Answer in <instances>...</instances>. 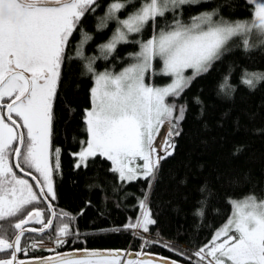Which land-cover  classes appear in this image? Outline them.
Wrapping results in <instances>:
<instances>
[{"label":"snow or ice","instance_id":"6c2138e0","mask_svg":"<svg viewBox=\"0 0 264 264\" xmlns=\"http://www.w3.org/2000/svg\"><path fill=\"white\" fill-rule=\"evenodd\" d=\"M199 2L142 0L134 11L121 19L119 13L131 0H112L97 30L106 28L109 21H115L117 27L109 41L100 45V57L88 58L83 55V45L91 39L87 33H82L74 56H69L67 49L82 18L95 12L97 0H0V221L7 220L18 230L11 240L0 235V254H3L0 264H24L18 261L17 253L27 251L21 247L25 232L43 233L52 229L53 220L57 219V213L52 211L46 221L41 211H33L29 206L49 197L56 199L52 177L60 167V150H53L51 144L53 105L67 59L86 61L84 67L94 77V87L90 90L92 106L84 114L90 138L75 154L79 161L76 168L87 167L89 158L100 156L111 162L110 171L117 173L120 181L132 182L139 178L154 179L160 162L173 154L172 138L180 134L178 125L185 109L181 107L179 114L174 115L176 106L169 103L168 98L179 97L195 76L206 73L234 38L240 39L245 50L251 46L253 34L264 43V0H245L249 19H216L215 10L192 17L188 24L176 18L167 30L154 32L147 41H136L140 51L133 56L135 62L121 72H96L95 60L107 59L118 45L132 42L130 35L142 33L150 22L154 27L157 19L169 12L176 14L182 6ZM156 59L163 64L159 75L172 78L166 86L145 82V75ZM188 69L193 70L190 77L184 75ZM242 83L255 89L264 83V73L245 72ZM223 88L230 90L228 85ZM165 122L171 123L172 131L168 132L164 154L160 155L154 140ZM53 152L56 159L50 164ZM137 160L143 163L137 164ZM26 168L34 169L42 177L41 180L32 176L36 189L17 175L16 170L31 175ZM229 203L231 216L215 232L212 241L195 255L204 264H264V197L247 194ZM139 207L142 216L128 227L147 232L155 220L146 200H141ZM198 215L203 212L198 211ZM61 217L72 219L68 213H61ZM12 218H18L14 224ZM33 222L42 227H25ZM55 231L59 237L71 234L67 222ZM62 243L58 240V244ZM31 246L35 248L37 244ZM89 256L93 258L57 256L44 264H119L118 260L99 258L101 253ZM128 264L153 262L129 260Z\"/></svg>","mask_w":264,"mask_h":264},{"label":"trees","instance_id":"16d2710c","mask_svg":"<svg viewBox=\"0 0 264 264\" xmlns=\"http://www.w3.org/2000/svg\"><path fill=\"white\" fill-rule=\"evenodd\" d=\"M111 2L97 0L95 12L82 18L80 25L84 28L73 34L67 49L69 56H74L71 48L80 44L82 33H87L91 39L83 45V55L97 57L95 47L99 49L109 41L117 27L115 21H109L106 28L97 30ZM141 2L131 0L119 13L120 18H125ZM248 8L245 0H200L184 5L176 14L169 12L158 18L154 27L150 22L142 33L130 35L132 42L118 45L107 59L94 62V68L99 73L114 62H119L117 67L123 66L128 62L127 54L139 50L140 44L136 41L143 42L162 28L167 30L176 18L188 24L192 17L215 10L217 18L246 20L250 18ZM250 45L245 50L240 39L234 38L206 73L195 76L179 97L169 99V103L185 109L178 125L180 134L172 138L173 154L160 162L154 179L139 178L132 182L120 181L118 174L110 171L111 162L100 156L89 158L87 167L76 168L75 154L89 137L84 114L91 108L94 77L86 71V61L67 59L53 105L51 144L53 150H60V167L53 174L56 199H49L57 219L50 234L22 238L21 247L27 251L21 254L39 251L29 247L34 240L58 238L55 229L67 222L71 234L63 237V243L58 246L61 251L129 249L139 252L147 245L146 252L186 264H204L180 246L195 255L212 241L215 232L231 216L230 200L253 193L258 198L264 197V83L255 89L242 83L245 72L264 73V43L255 40ZM155 67H158L157 60ZM167 80L168 76H148L149 83L161 84ZM224 85L230 86V90H222ZM141 200H146L155 223L149 225L147 232L138 228L139 235L135 236V228L128 225L142 216ZM29 208L39 209L43 217L50 215L44 201ZM198 211L203 215H198ZM61 213H68L72 219L61 217ZM16 219L12 218L11 223ZM16 231L9 221H0V235L11 240ZM145 233L172 244L156 239L145 244Z\"/></svg>","mask_w":264,"mask_h":264},{"label":"water","instance_id":"95a60500","mask_svg":"<svg viewBox=\"0 0 264 264\" xmlns=\"http://www.w3.org/2000/svg\"><path fill=\"white\" fill-rule=\"evenodd\" d=\"M17 171L19 173H21L19 170H17ZM21 174L24 175V173H21ZM24 176H26V175H24ZM32 176H34V175L33 174L27 175L26 177H28L32 180ZM35 184H36V182H35ZM45 203L51 212L55 211L53 208V205L49 199L45 200ZM49 205H50V207H49ZM32 224L33 223H29V224L25 225V227L29 228ZM53 224H54V220H53ZM47 230H50V229H47ZM28 233H36L39 235L43 234L39 231H37V232H25V234H28ZM94 252L95 253H101L102 256L99 258H102L105 260L121 261V260L125 259V262H126L125 264H128L129 260L140 261V262H143L145 260H151L153 262V264H172V262H175V264H186V263H183L181 261L175 260L171 257L163 256L160 254H154V253H149V252L139 253V252H133V251L127 252L124 250H114V249H77V250H72V251H67V252L51 255L48 257L33 258V259H20L18 257L19 253H17V259H18V261H23L24 264H44V262L47 261L48 259L55 258L57 256H69L70 255L75 259L93 258V257H90L89 254L94 253Z\"/></svg>","mask_w":264,"mask_h":264},{"label":"rangeland","instance_id":"374dc122","mask_svg":"<svg viewBox=\"0 0 264 264\" xmlns=\"http://www.w3.org/2000/svg\"><path fill=\"white\" fill-rule=\"evenodd\" d=\"M200 15V14H199ZM216 19H218L217 17H215ZM191 23V22H190ZM79 27H83L84 28V26L83 25H81V26H79ZM72 38H73V36H72ZM72 38H71V40H72ZM150 39V38H149ZM70 40V41H71ZM148 40V39H147ZM147 40H145V41H147ZM255 40H259V37L257 36V35H255V34H253L251 37H250V41L251 42H253V41H255ZM108 42V41H107ZM107 42H104V44L105 43H107ZM144 42V41H143ZM69 45H70V42H69ZM79 44H77V46H78ZM71 50H72V54L74 55L75 54V50H76V47L75 48H71ZM140 51V47H139V50L138 51H136V52H133V53H128L127 54V57H128V62L126 63V64H124L123 66H121V67H117V65H118V63L119 62H114L113 64H111V66H110V68H103V70H102V72H99V73H103V72H111V73H113V74H118L119 72H121L125 67H127V66H129L130 64H132V63H134L135 61L133 60V56L136 54V53H138ZM94 52L97 54V57H100V52H99V49L98 48H96L95 47V50H94ZM85 54V53H84ZM99 59H101V58H97L96 60H95V62H97V60H99ZM157 61H158V67L156 68L155 67V60L153 61V66H152V69H150V71H149V73H146V75H145V82L146 83H148V84H150L149 82H148V76H150L151 78H153L154 77V75L152 74L153 72L154 73H156L155 75H159V72L161 71V69H162V67H163V64H162V61H160L159 59H156ZM184 75L185 76H192L193 75V70H191V69H188V70H186L185 71V73H184ZM172 82V78L171 77H168V80L165 82V83H161V84H156V83H151L150 85H153V86H157V87H162V86H166L167 84H169V83H171ZM94 87V86H93ZM171 97H169L168 98V102H169V99H170ZM175 106H176V113H177V115L179 114V109L181 108V106H177L176 105V103H173ZM92 106V105H91ZM166 123H169V122H166ZM170 124V123H169ZM164 127V125L163 126H161L160 127V129H159V134L155 137V140H154V147L157 149V152H158V149H161V147H162V138H160L163 134H164V132L166 133L165 134V139H167V137H168V131H169V129H170V127H169V125H165V129L163 128ZM161 133V134H160ZM90 137H88V139H89ZM82 150V149H81ZM80 150V151H81ZM79 151V152H80ZM78 152V153H79ZM76 156V155H75ZM77 157V156H76ZM55 159H56V156H55V153L53 152L51 155H50V164H54V162H55ZM79 161H78V157H77V163H78ZM136 163L137 164H141L140 163V161H136ZM29 172H31V174H33V175H35V176H37L38 178H40L41 180H42V177H39V174L38 173H36L35 172V170L34 169H27ZM55 172V171H54ZM54 174V173H53ZM23 178V177H22ZM25 179V178H24ZM52 179H53V187H54V176L52 177ZM54 191H55V189H54ZM148 240H150V239H145V244H146V241H148ZM46 244L47 245H54V243L53 242H50V243H48V242H46ZM147 246V245H146ZM111 261V260H110ZM119 262V264H120V261H118Z\"/></svg>","mask_w":264,"mask_h":264},{"label":"flooded vegetation","instance_id":"af4514ba","mask_svg":"<svg viewBox=\"0 0 264 264\" xmlns=\"http://www.w3.org/2000/svg\"><path fill=\"white\" fill-rule=\"evenodd\" d=\"M79 26H81V25H79ZM78 26V28H77V30H81L82 28L81 27H79ZM15 118V117H14ZM17 171V170H16ZM26 171H28L27 170V168H26ZM17 175L18 176H21V177H23V178H25V179H27L28 181H29V183H31V184H33V186H34V189H36V184H35V182L33 181V180H31L30 178H28V177H26V176H24V175H22L21 173H19L18 171H17ZM40 179V178H39ZM41 210H44V208L43 209H41ZM46 221H47V219H49L50 218V215H48V217L46 218V216H44L43 217ZM54 224H55V221H54ZM54 224H53V226H54ZM42 226L40 225V224H37V223H34L33 222V224L29 227V228H36V229H40ZM51 230L52 229H50V230H47V231H45V232H43V234H41V235H39V234H36V233H28V234H25L24 235V237H23V239H28L29 237H31V236H39V237H43V236H46V235H48V234H50V232H51ZM18 231V230H17ZM16 231V232H17ZM16 234V233H15ZM15 236V235H14ZM14 238V237H13ZM12 238V239H13ZM59 244H58V241H57V243L55 244V247L53 248V249H51V250H39V251H36V252H34V253H31L32 255H29L28 253H30V252H27V253H25V254H21V252L19 253V258L20 259H29V258H43V257H48V256H51V255H55V254H59V253H63L64 251H61L60 249H59ZM3 254H0V256H2Z\"/></svg>","mask_w":264,"mask_h":264},{"label":"built area","instance_id":"2783aa9c","mask_svg":"<svg viewBox=\"0 0 264 264\" xmlns=\"http://www.w3.org/2000/svg\"><path fill=\"white\" fill-rule=\"evenodd\" d=\"M163 144H165V143H163ZM135 235H137V231H136V230H135ZM156 236H157V235H156ZM144 238H145V239H156V241H158V242H163V243H167V244H172L171 242L167 241L166 239L160 240V239H157V238L152 237V236L149 235V234H146V235L144 236ZM180 248H181L182 250H184V251H186V252L192 254V253H191L186 247H184V246H180ZM192 255L194 256V254H192Z\"/></svg>","mask_w":264,"mask_h":264},{"label":"bare ground","instance_id":"6f19581e","mask_svg":"<svg viewBox=\"0 0 264 264\" xmlns=\"http://www.w3.org/2000/svg\"><path fill=\"white\" fill-rule=\"evenodd\" d=\"M49 246V245H48Z\"/></svg>","mask_w":264,"mask_h":264}]
</instances>
